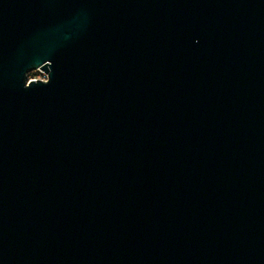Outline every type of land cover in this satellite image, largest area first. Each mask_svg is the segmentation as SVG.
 <instances>
[{
	"label": "water",
	"instance_id": "obj_1",
	"mask_svg": "<svg viewBox=\"0 0 264 264\" xmlns=\"http://www.w3.org/2000/svg\"><path fill=\"white\" fill-rule=\"evenodd\" d=\"M0 264H264V0H0Z\"/></svg>",
	"mask_w": 264,
	"mask_h": 264
},
{
	"label": "built area",
	"instance_id": "obj_2",
	"mask_svg": "<svg viewBox=\"0 0 264 264\" xmlns=\"http://www.w3.org/2000/svg\"><path fill=\"white\" fill-rule=\"evenodd\" d=\"M37 78L44 80L47 79V73L40 67H37L28 73V80L37 79Z\"/></svg>",
	"mask_w": 264,
	"mask_h": 264
}]
</instances>
